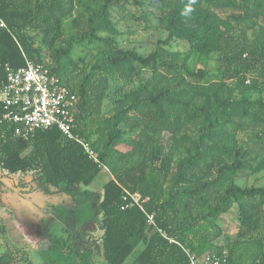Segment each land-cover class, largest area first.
Returning <instances> with one entry per match:
<instances>
[{"label": "trees", "instance_id": "1", "mask_svg": "<svg viewBox=\"0 0 264 264\" xmlns=\"http://www.w3.org/2000/svg\"><path fill=\"white\" fill-rule=\"evenodd\" d=\"M131 6L145 29L154 17L166 32L147 54L120 41ZM26 60L77 96L73 132L98 160L57 126L18 136L0 102V167L85 188L108 169L99 204L105 264H123L140 244L132 264H191L190 255L206 254L264 264V184L238 181L264 175V0H0V85L7 66ZM233 209L237 232L225 238ZM6 232L0 218V241ZM50 247L43 264L90 255ZM17 263L34 264L10 245L0 251V264Z\"/></svg>", "mask_w": 264, "mask_h": 264}, {"label": "flooded vegetation", "instance_id": "2", "mask_svg": "<svg viewBox=\"0 0 264 264\" xmlns=\"http://www.w3.org/2000/svg\"><path fill=\"white\" fill-rule=\"evenodd\" d=\"M29 172H36V175L26 177L23 181H17V178L13 179L5 175L7 173L15 176L16 173L27 174ZM52 188H58V191L55 192ZM86 190L82 184L74 187H68L65 184L59 186L49 184L41 178L37 170L11 173L0 167L1 197L17 214L33 220L35 227L33 226L30 232L36 234L41 248L40 255L42 251L51 248L50 245L56 242L57 247L59 246L63 251L72 250L78 257L88 250L81 246L82 232L98 216L101 217L99 208L101 200L97 204V210H94L92 200L96 199H94V194ZM56 231L58 235H55ZM55 251L56 249L52 250V252ZM20 253L22 254L23 250ZM36 256L35 253L29 256L32 263L37 259ZM40 261L41 258L37 263Z\"/></svg>", "mask_w": 264, "mask_h": 264}, {"label": "built area", "instance_id": "3", "mask_svg": "<svg viewBox=\"0 0 264 264\" xmlns=\"http://www.w3.org/2000/svg\"><path fill=\"white\" fill-rule=\"evenodd\" d=\"M0 102L4 111L2 121L9 122L15 133L28 139L37 131L57 126L63 134L80 142L98 160L97 154L73 132V113L78 104L74 93L62 84L57 75L44 64L26 60L18 68L6 67V79L0 85ZM133 203H140L139 193H129ZM149 222L153 215L149 214ZM191 264H228L212 254L190 255Z\"/></svg>", "mask_w": 264, "mask_h": 264}, {"label": "rangeland", "instance_id": "4", "mask_svg": "<svg viewBox=\"0 0 264 264\" xmlns=\"http://www.w3.org/2000/svg\"><path fill=\"white\" fill-rule=\"evenodd\" d=\"M151 7L152 6H150V8ZM129 9L131 13H134V18L130 17L127 14L121 21L120 24L125 33L120 37V41L123 45H127L128 47L137 49L143 54H147L154 49L158 38L164 37L166 35V32L158 26L159 21L154 17H151V22L147 24L148 28L145 29V21L140 17L142 15L141 11L132 6L129 7ZM118 14L119 16H121L124 13L119 12ZM214 65L215 62L212 60L209 66L211 71H213L215 67ZM5 175L8 177H12L13 179L17 178V181H23L26 177H34L36 175V172H29L27 174L16 173L15 176L5 173ZM111 177L112 175L109 170L103 168L97 175L95 180L90 184V187L85 188L87 189L86 191L94 194V199H96L92 200V203H94V210H97V204L102 199L104 184ZM238 181L242 185L264 184V175L258 173L255 175L244 176L238 179ZM52 189L55 192L58 191V188ZM48 192H50V190ZM236 214V209H233L232 212L223 217L222 224L225 230V238L230 237L231 239H233L236 235L238 228ZM0 218L7 226V233L0 241V251L4 250L7 245H10V247H12L13 249L15 248L14 250L25 251L26 254H28V257H31L35 253L37 255L35 258L37 259L33 260L35 261L34 264H43V260H41L40 263H37L41 258V248L38 239H36L35 232H30L32 230V227L34 226V223L32 222L33 220H30V218L27 216H21L20 214H17L14 209L11 208V206L7 203V201L3 200V198L1 197V193ZM99 218L100 217L98 216L95 221H92L90 226L84 229V231L82 232L81 246L83 249L87 248L90 252V255L86 259L87 261L85 260L83 264H105L100 247V241L103 231L99 227ZM58 234L59 233L56 231L55 235ZM61 234L64 235L63 233ZM1 243L3 244V246L1 245ZM141 248L142 244L138 245L123 264H132ZM18 255L20 256V254ZM52 258L57 259V256H54L52 254ZM62 264H65V262L63 261ZM67 264L75 263L70 260L67 262Z\"/></svg>", "mask_w": 264, "mask_h": 264}]
</instances>
